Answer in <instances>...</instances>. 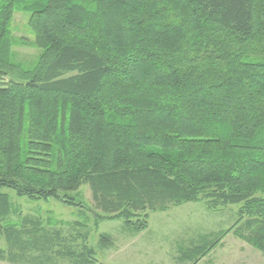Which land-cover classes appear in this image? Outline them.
I'll return each instance as SVG.
<instances>
[{
  "label": "trees",
  "instance_id": "trees-1",
  "mask_svg": "<svg viewBox=\"0 0 264 264\" xmlns=\"http://www.w3.org/2000/svg\"><path fill=\"white\" fill-rule=\"evenodd\" d=\"M85 184L134 232L181 203H240L235 233L264 253V0H0V261L95 263L87 232L63 243L1 191L77 205Z\"/></svg>",
  "mask_w": 264,
  "mask_h": 264
},
{
  "label": "rangeland",
  "instance_id": "rangeland-1",
  "mask_svg": "<svg viewBox=\"0 0 264 264\" xmlns=\"http://www.w3.org/2000/svg\"><path fill=\"white\" fill-rule=\"evenodd\" d=\"M28 20L29 14L19 11L13 21L17 41L13 48L14 57L24 64H30L40 54L32 44L34 35L28 27ZM1 191L10 195L21 216L41 217L45 223L54 220V228L60 231L63 243L72 239L75 240L74 246L78 247L82 242L78 231L87 232L88 244L96 251L93 264H192L193 261H180L181 255L197 246L210 247L197 264H264V253L235 233L239 226L240 203L219 208H210L203 201L181 203L167 210L151 212L148 228L134 233L123 219L96 216L101 212L94 208L88 184L70 193L77 205L55 198L33 199L8 188ZM12 217L17 220L18 214ZM102 235H110L112 243ZM0 245H3L1 237ZM107 245L109 248L104 249ZM0 264L12 263L0 261ZM58 264L71 263L62 258Z\"/></svg>",
  "mask_w": 264,
  "mask_h": 264
},
{
  "label": "crops",
  "instance_id": "crops-1",
  "mask_svg": "<svg viewBox=\"0 0 264 264\" xmlns=\"http://www.w3.org/2000/svg\"><path fill=\"white\" fill-rule=\"evenodd\" d=\"M135 233V232H134ZM137 235V233L134 235V236H136Z\"/></svg>",
  "mask_w": 264,
  "mask_h": 264
}]
</instances>
